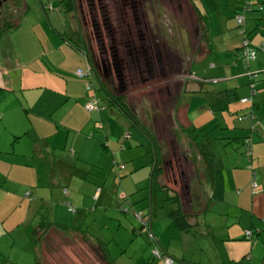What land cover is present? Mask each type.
I'll use <instances>...</instances> for the list:
<instances>
[{
    "label": "crops",
    "instance_id": "crops-1",
    "mask_svg": "<svg viewBox=\"0 0 264 264\" xmlns=\"http://www.w3.org/2000/svg\"><path fill=\"white\" fill-rule=\"evenodd\" d=\"M261 12L262 14L260 12L257 14L263 17L260 19L262 20L260 30L264 28L262 25L264 7ZM51 17L49 14L47 23L26 22L25 26L30 30L28 35H34L28 39L32 45L30 53L26 54L24 50L22 54L16 51L19 55L0 54V87L3 89L1 95L4 97L0 103L2 116L0 128L7 133L9 139L8 148L2 149L0 143V258H2L0 264H21L23 257H26V260L33 257V261L36 262V246L28 234L27 226L39 224L45 216L53 222L65 223L64 221L71 217V212L60 204L64 198V186L71 187L80 183L91 187L93 178L88 179L89 175L113 172L108 166L111 165V160L119 165L123 163L124 168L120 169H124L125 172L128 163L133 164L130 170L139 169V172H144L141 179H137L135 183L136 189H144L137 195L139 199L136 204L142 203L138 209L143 211L148 209L145 214L150 220L145 228L150 229L152 235L156 237L155 248L161 252V258L164 259L159 262L154 260L153 264H264L262 119L259 117L260 122L253 123V130L249 127L252 122L242 125L244 130L233 129V133H229L228 130L229 136L242 134L243 140L248 134L257 137L252 157L254 170L248 167L251 161L247 155L249 161L247 166L241 162L242 158L241 161H237V157L232 159L229 168H225L223 161L216 162L214 154L212 161L205 162L203 154L196 146L200 139L198 133H195L197 131L195 126H199L196 123L198 119L196 115L200 116V113H203L209 120L212 119L213 105L210 101L215 99V105L222 108L228 90L233 91L240 99L248 93L247 83L241 81L239 42L231 33L235 25L231 28L229 26L231 22H226L228 24L226 29L229 31L222 29L211 38L209 25L202 22L208 35L203 55L197 59L198 62L200 59L210 60L213 52L218 53L213 50L215 48L213 41L226 54V59H221L225 64L222 65L220 72H216L215 75L200 74L203 77L217 79V83L204 81L198 72H194L196 70L190 51L188 55L191 56L190 59H183V71L175 69L167 74L166 78L169 81L162 88V91L166 89V96L161 99L162 104L153 103V116L147 113L148 117L144 119L135 116L139 125L145 126L146 130L138 127L141 132L135 133L132 130L131 133L129 132L131 128L127 124L130 125L132 122L120 118L121 115L112 109L105 110L107 102L102 103L101 99L93 95H98L94 89L95 80H98L101 86L102 84L93 69L91 58L88 57V50L81 49L77 41L70 37L57 36L59 29L55 26L56 22L60 28L67 26V34L71 37L73 34L76 38L72 22L70 26L69 19L67 17L62 19L61 14L57 16L56 22L51 20ZM210 23L211 26L214 25L212 21ZM22 24L23 20L19 22L17 28L22 27L24 30ZM39 30L42 31V36H39ZM15 31L14 33H19V30ZM159 34L161 37L160 27ZM12 35L13 32L10 36ZM25 42L28 50L29 42ZM176 44V41L173 44L169 40L166 47L181 52ZM153 46L156 47V44ZM231 48L236 50L228 51ZM141 58L144 63L145 57L140 56ZM180 60L182 61V57ZM175 62L176 59L171 64L174 65ZM260 63H257L255 68L264 71ZM79 69L83 71L82 76L76 73ZM259 81V91L254 97V108L263 110L264 113V93L259 95L260 89L264 92V79ZM209 89L214 91L212 99H208ZM223 93V98L216 97H222ZM195 97L204 98V103L210 104L211 112H208L203 103L191 113ZM95 99L98 100L100 109L88 110L84 103L86 100L90 102ZM230 103L222 113L221 119H217L213 126L223 121L226 127H229L227 120L230 118L226 111L232 109ZM238 109L234 110L237 112L242 110ZM114 114L119 117L115 125L114 120L110 119V115ZM122 123L124 124L121 126ZM147 123L152 124L153 130L147 127ZM135 124L137 126V123ZM185 129L187 131L184 132ZM123 134L130 138H123ZM233 149L240 152L238 147ZM241 150L243 151V148ZM171 152L177 153L184 164L179 162L181 159H178V162L176 159H168L167 155ZM187 166L190 171L186 170ZM156 168L160 173L158 175ZM167 171H171L172 181L166 178ZM253 171H257L258 177L255 192L251 186ZM214 172L223 177V186L218 190L213 179ZM148 180L151 181L150 184ZM164 180L167 182L164 183ZM168 182L173 183V188L168 185V189L173 193L171 195L172 202L175 203L173 210L181 207L182 212L191 221L190 227L180 229L171 218L168 228L173 230L174 236L180 235L179 246H171L167 240L164 241L167 231L161 233V238H158L153 228L152 219L158 217L156 209L161 196L157 193V188L161 184L167 185ZM125 190L127 192L128 188L124 189V192ZM103 192V187L98 186L95 189L91 187V194L86 193L81 198L78 196L72 198L76 204L83 207L87 206V199L91 202L93 200L101 202ZM132 200L131 197L130 201ZM182 205L188 206L185 208L186 211ZM249 228L255 232V243L245 239V230ZM17 250L20 253H17ZM151 254L154 255L152 251ZM165 257H173L175 262L167 263ZM146 262L149 263V258H146Z\"/></svg>",
    "mask_w": 264,
    "mask_h": 264
},
{
    "label": "rangeland",
    "instance_id": "rangeland-1",
    "mask_svg": "<svg viewBox=\"0 0 264 264\" xmlns=\"http://www.w3.org/2000/svg\"><path fill=\"white\" fill-rule=\"evenodd\" d=\"M70 1L72 0H66L67 3ZM230 1L231 0H223V1L220 0L222 9L219 12L211 9L210 6L208 7V9H206L207 12H209V15L207 16L209 19H207L208 22H206L205 24L209 25L210 29L208 30H209V36L211 38L217 35V31H219L220 33L222 29H226V27L228 26L226 22H231L229 24L231 28H233L232 26L235 25L234 19L230 16L231 11L227 8V4ZM261 1L263 2L262 4L264 7V0ZM26 2L30 7L29 11L27 13L21 12L19 13V16H18V12L16 13V15H11L8 20L9 21L8 25H10V28L7 29L6 27L5 31L0 29V31H2L3 33L2 37H0V54L19 55L18 53H16V51H19L22 54V51L24 52V50H26V54L28 52L30 53L32 45L30 44L28 39L34 37V35L33 34L28 35L30 30L25 26L26 22L47 23L49 22V20L47 19L49 14L52 16L51 20H53L54 22H56L55 20L57 16H60V14L62 16V19H64L67 16V12L61 9V5H62L61 0H26ZM50 2L54 4V6L51 7L52 9H46L48 7L44 8V6L49 5ZM144 4H145L144 12L147 10L145 14L147 13L149 15L150 20L152 21L153 27L152 26L151 27L152 30L154 29L153 31L155 32V36L159 34L156 33L158 26L160 27L161 35L162 33L171 30V27H174L172 30V34L175 33L174 37H176L177 40H175L174 38L173 41L179 40L177 46L180 48L181 51V52L176 51V54H179L182 57V60L183 58L190 59L191 56L188 55L190 54L191 51L193 58V67L196 70L194 71L195 73L198 72L199 73L198 75L201 76L200 75L201 73L202 74L206 73L204 75H208V74L215 75L216 72H220V70L222 69V65L225 64L221 59H226V54L221 51L222 49L219 48L220 46L219 47L217 46V43H215V41H213L214 44L213 47H215L213 50H216L218 53L213 52L212 55L210 56V60L204 59L202 61L200 59V62H198L197 60L199 57L203 55L202 52L207 43L208 33L204 28V25L199 17V14H197L194 8H192V5L189 3L188 0H159L158 2H156V0H147ZM260 13L262 14V12ZM169 17L171 18V20L175 21L176 23L170 25ZM186 19H188V21ZM21 20H23L22 26L25 28L24 30L22 29V27L19 29L17 28L19 27L18 24ZM13 21H15V23H12ZM211 21L214 23L213 26H211L210 23ZM69 22H70V26H71V22L72 24L76 22V19L73 18L71 13L69 14ZM1 26L2 24L0 25V28ZM55 26H57L59 29V34L58 35L56 34L58 37L64 36V37H70V39H72L73 41L76 40L73 34L72 37L71 35L67 34L68 33L67 26L65 28H60L57 22ZM37 27L40 28L39 25H37ZM186 27L190 28V30L189 29L187 30ZM262 29L259 32H257L255 35H253V37H250V35H246V34L241 35L237 28L231 29V33L233 34L235 39L238 40L239 42L238 47L240 51V59L242 62V74H243V75L241 74L242 76L241 81L242 83H247L246 88H248L247 90L248 93L243 98H247L252 94V89L250 84V82L253 81L250 80V75L252 74V72H257V77L254 78L255 79L254 81H256L257 83L260 82L259 80L264 79V71H261V69L259 68H255L256 64L259 62H261L260 63V66H262L261 68L264 67V51L259 49L264 44V28ZM15 30H19V33H14L16 32ZM226 31L229 30L226 29ZM12 32L13 35L10 36ZM42 34H43L42 31L39 30V36H42ZM119 37L121 40H126L127 35H125L124 33H120ZM246 37L249 39L251 44L253 43V45L256 46L257 49V60L255 63L252 62L251 65L249 66H246L243 58H241L242 57L241 46L243 44L242 39ZM25 41L29 42L28 50L25 45L26 43ZM79 46L81 49L84 48V45L81 43ZM93 46L95 48V50L92 51L93 54L94 55L96 54V56L100 57L101 55H100L99 46L95 44V42L93 43ZM234 50H236V48L228 49V51H234ZM108 52H110L109 48H108ZM219 53L221 58L219 56ZM170 54H171L170 55L171 60L174 59L177 60V56L175 55V53L173 54L170 53ZM109 57H110V53H109ZM95 62H97L98 66L100 67V63L96 58H95ZM127 62L129 63V60ZM139 63L140 64H138L139 66L137 67V69H133L132 67H130L131 70L129 71V74H127L128 76L126 78L128 80V82L126 81L127 89L128 91H131L134 94H132L131 97L129 95V92L124 93L125 96L124 102L127 104L128 109L134 116H136L139 119L141 118L144 119L148 117L146 113L149 114L151 117L153 116V112H152L154 111L153 103L162 104L161 99H163L164 96H166L165 94L166 89L164 88L162 91V88L164 87V85L165 86L167 85L169 80L166 77L164 78L161 77L163 81H160L157 78L154 83L155 84L154 88H152V84L151 85H148V83L141 84L142 78L151 81L150 79L151 76L147 72L149 70L146 69L145 67H142V69L140 70L142 61H139ZM168 71L170 73L172 70L171 71L168 70ZM100 73L102 75V72ZM208 80L206 81L211 82ZM107 83L110 82L108 81ZM113 85H114L113 91L116 94L120 93L121 91L119 84L117 83ZM94 89L96 90L95 92H97L100 98L96 94L93 95H95L98 99H101L103 101L102 103L107 102V107L105 110L112 109L117 114L121 115L120 118L129 120V122L134 123V121L130 119L131 118L130 115L127 112H125L123 108H119L117 107V105L113 104L112 100L108 97L107 92L100 85L98 80H95L94 82ZM213 92H214L213 90L209 89V91L207 92L208 99H212L211 97L213 96ZM260 92H262V89H260ZM260 92L259 95L264 93V92L262 93ZM1 94H0V103L4 99V97ZM223 96L224 93L222 97L221 96H216V97L217 98L219 97V99H221L223 98ZM243 98H241V100L239 99L237 100L234 98L230 103V107L232 109L226 111L227 116L230 118L227 120L229 125L228 128L226 127V124L223 121L221 124H218L217 126H213L214 123L215 124L217 123L218 121L217 119H221L222 113L224 112V110H222L223 108H220L215 105V99L213 101L212 100L210 101V104L213 105L212 112L210 111L211 109L210 104L204 103L205 102L204 98L202 99L199 97H195L192 103L193 108L191 110V113L193 111H196L199 108V106L203 103L205 104V108H207L208 112H211L212 119L210 120L203 113H200V116L196 115L198 119L197 122L196 120L195 122L199 126L194 125L197 128V131L195 133H198V135L200 136V139L198 141H201L204 138L209 139V142L211 144L210 151H212V153L216 156L217 158L216 162H219L220 160L223 161L224 162L223 166L225 168H229L231 166L230 162L232 161V159L237 157H238L237 161H241L240 159L242 158L241 162L245 163V166H247V163L249 164L243 146L244 136H242V134H240L241 136H237V135L233 136L234 134H231L232 136H229L230 135L229 133H233L232 132L233 129L237 131L242 130L244 128L242 127V125H244L245 123L249 124V122H252L249 116L252 106L251 101L248 100L247 102H245L243 101ZM87 103L88 101L86 100L84 104L87 105ZM234 109H238V110L242 109V110L237 112ZM254 109H255L254 115L257 114L264 123L263 110L257 108ZM240 112H244V114H246V116L242 120L238 118V114ZM30 116L33 115L30 114ZM110 119L114 120L113 124L115 125L119 117L116 114H114V115H110ZM132 123L130 125L127 124L128 127L131 128L129 132L132 133V130L135 133L141 132V130L138 128L140 126L138 124L136 126L135 123L134 124ZM123 124L124 123H122L121 126ZM251 125L252 124L250 123L249 127H251ZM147 127L152 129L153 126L152 124H148ZM249 127L247 128L248 132L250 131ZM222 128H224V130ZM178 130L180 131V129ZM183 131L185 132L187 130L185 129ZM225 133L226 135H224ZM7 137H8L7 133L0 128V140L2 139L0 143L2 149L8 148L7 145L9 139ZM238 137H242V138H238ZM123 138L126 139L130 137L125 136L123 134ZM131 139L133 140V137ZM233 147H238L241 153L233 149ZM241 148H243V151L241 150ZM167 158L176 159L177 162L178 159L179 160L181 159L177 153L173 154L172 152L171 154L167 155ZM181 160L182 161L179 162H181L183 165L184 161L183 159ZM110 163L111 165L108 166L111 167L113 172H109L107 174L103 172V174L101 173L98 175L90 174L89 175L90 177L88 178V179L93 178L92 185L94 186L91 185L92 188L95 189L98 186L103 187L104 192L101 202H97L95 200L91 202L87 199L86 200L87 206L81 207L80 204L75 203L72 197L74 196L76 198V196H78L79 198H81L86 193L91 194V187L88 184L86 186L80 185V183H76L74 185H71V187L70 186L68 187L69 194L68 196H65L66 199L65 201L71 202L72 205L76 207V212H72L71 217H68L67 220L64 221L66 224H62V225H67L68 230H73L74 226L79 225L84 230H86L89 233V235L91 236L93 235L94 237H98L99 239H101L106 244L109 254L116 264H153L154 260L156 262L163 261L164 259L161 258L162 256L156 255L154 252L156 249L155 246L157 245L156 237L152 235L150 229L145 228L146 226L142 224L144 222L147 223L148 225L150 220L148 219L149 217L145 215L144 220H141L134 216V213L137 210L139 211L141 210L138 209L137 207L142 204L141 202L140 203L138 202L136 204V202L139 199L137 195L141 194L142 191L144 190V189L139 190V188L136 189L135 183L137 179H141L144 172H139V169L130 170V168L133 167V164L131 163H128L127 165L128 168L126 172L124 169H120L124 167H121L119 164H116L115 162L113 163L112 160ZM121 165H123V163H121ZM188 167L189 166H187L186 170L190 171ZM170 172L171 171H167L166 178L172 181L173 176L170 174ZM122 181H124L123 186H121ZM147 182L148 184L151 183L150 180H148ZM166 182L167 180H164V183ZM169 182L167 183V185L173 188L172 187L173 183H169ZM127 188L128 191L126 192L125 190L124 192V189ZM157 193L161 194V196H160V204L157 206L158 208L156 209L158 217L152 219L153 228L155 230L154 232L156 233L158 238H161V233L167 231L166 237H164V241L166 242L167 240L171 246L174 245L179 246L181 243L180 235H177V237L174 236L172 233L173 230L171 228H168L171 221L170 213L174 209L173 207L175 205V203L172 202L173 200L168 196L169 195L168 193H170L171 195H173V193L170 192L168 189H165L164 191L161 192L157 190ZM122 194H126L127 197L125 198V200L120 198ZM131 197L133 198L134 202L133 200L132 202L130 201ZM61 203L65 204L64 202ZM122 207H127L129 208V210L127 212H124L121 210ZM182 207L183 209H185L188 206L182 205ZM66 208L68 209V205H66ZM146 209L144 210V213L147 214ZM65 238L66 239H64L63 244L60 242L59 238L52 237L49 238L46 242H44L45 244L43 243V245L40 246L39 251H42L41 260L43 261V264H103L100 260H98L99 258L97 257V255L94 254V251L90 246V243H86L83 240V237H81L79 234H76V232H74L71 234V238L69 237H65ZM159 245L160 244H158V246ZM162 250L165 252L163 248ZM151 251L153 252L154 255L151 254ZM17 253H20V251L17 250ZM146 258H149V263L146 262ZM0 259L2 260V258ZM26 259H27L26 257H23L21 264H35V261H33V257L31 260L30 258L29 260Z\"/></svg>",
    "mask_w": 264,
    "mask_h": 264
},
{
    "label": "flooded vegetation",
    "instance_id": "flooded-vegetation-1",
    "mask_svg": "<svg viewBox=\"0 0 264 264\" xmlns=\"http://www.w3.org/2000/svg\"><path fill=\"white\" fill-rule=\"evenodd\" d=\"M0 1L2 2L0 15V25L2 24L1 30L6 28L11 15H16L17 12L19 15V13H23L26 8H30L26 0ZM146 1L147 0H72L67 3L66 0H61V9L67 12L66 17L69 19V14L71 13L73 18L76 19V22L73 24L76 30V41L79 42V45L80 43L83 44L84 48L88 50L93 69L102 86L113 96L123 101L122 103L126 106L127 104L124 102V93L129 92L131 97L132 94H134L127 89V74H129L131 70L130 67L137 69L139 66L138 64H140L137 58L140 59V56L144 57L145 52L147 55H150L152 60H156L152 62L153 70L151 74L149 73L151 81L142 78L141 84H152V88H154L155 80L158 78L160 81H163L162 78L167 76L169 73L168 70L173 71L177 69L183 71L184 69L183 60H180L181 56L166 47L167 41L170 40V42L174 44V38L177 40L176 37H174L175 33L172 34L174 27L162 33L161 37L159 34L155 36L154 29L152 30V21L149 15L146 13V16L145 14L147 10L144 12V3ZM158 1L159 0H156V2ZM188 1L192 5L191 0ZM192 8H194L193 5ZM186 20L188 21V19ZM169 23L171 25L176 22L169 17ZM186 29L190 30L188 27H186ZM156 31V33H159V26ZM120 33L127 35L126 40L120 39ZM94 42L99 46L100 57L96 56V54L94 55L92 52L95 50L93 46ZM176 42L178 44L179 40ZM154 44H156V47L153 46ZM108 48L110 52H108ZM170 53H175L177 56L174 65L171 64L174 60L170 59ZM95 58L100 63V67L97 62H95ZM128 60L129 63L127 62ZM141 60H143V58H141ZM100 72H102L103 76ZM107 80L110 83H107ZM117 83L121 91L118 94L113 91V84Z\"/></svg>",
    "mask_w": 264,
    "mask_h": 264
},
{
    "label": "trees",
    "instance_id": "trees-1",
    "mask_svg": "<svg viewBox=\"0 0 264 264\" xmlns=\"http://www.w3.org/2000/svg\"><path fill=\"white\" fill-rule=\"evenodd\" d=\"M191 2H192V5L194 7V10L196 11L197 14H199V17H200V19H201V21L203 23L208 21L207 20V18H208L207 16L209 15V12H207L206 9H208L209 6L211 7V9H213V10H215L217 12H219L222 9V6L220 4L221 3L220 0H191ZM262 3L263 2L259 1V0H231L227 4V8L231 11L230 16L234 19V22H235V27L234 28H237L241 35H245L246 34V35H250V37H253V35H255L257 32L260 31V27L261 26H259V25H261L260 21H262L260 19H263V17L261 18L260 16H257V14L263 10V4ZM50 4H52V2H50ZM46 7H47V5L44 6V8H46ZM27 9L28 8H26L24 13L27 11ZM46 9H48V8H46ZM239 18H242L241 22L239 21ZM12 23H15V21H13ZM12 23H11V25H12ZM262 25H264L263 22H262ZM6 27L8 29V28H10V25H7ZM2 30L5 31L6 28L2 29ZM0 34H3L2 31L0 32ZM242 40H243V44L241 46V55H242L241 58H243V60H244V50H245V48L250 47L251 49H253L255 51V56H256L255 59L251 61V63H252L255 60H257V49H256V46L253 45V43L251 44L247 37L243 38ZM247 40L249 42L248 46L245 45V42ZM77 44H79L78 41H77ZM262 47L263 46H261V48ZM261 48H259V49L264 51V49L263 48L261 49ZM88 57H90L89 54H88ZM251 63H250V65H251ZM199 77H202L204 79V81L209 79V81H212L213 83H217V79H215L213 77L212 78H210V77L207 78V77H203V76H199ZM202 78L200 80H202ZM250 84H251V82H250ZM106 90L107 89H105V91ZM255 90L256 91H255L254 95L251 94L250 96H248L250 98V101H251V104H252L250 115H249L250 118H251V121H252V125H251V128H250L251 130H253V128H252L253 123L260 122V120H261L257 114L254 115L255 114L254 97L259 91V83L257 84ZM2 91H3V89L0 87V94L2 93ZM107 93L110 94V92H107ZM110 95L113 96L112 94H110ZM225 96H226V98L224 99L225 100V103H224L225 105L222 107L223 108L222 110H224V111L227 109L229 103L234 98L237 99V100L240 99V98H238L237 94H235L231 90L226 91ZM113 97L115 98L116 102L121 105V107L124 109V111L127 112L130 115L131 119L135 123H137L139 125V121L130 112L128 107L122 103L123 101H121L116 96H113ZM244 99L245 98H243V101H244ZM247 101H245V102H247ZM116 102L113 101V104H115ZM245 116H246V114H244V112H240L238 114V118L240 120H242ZM1 118H2V116L0 114V120H1ZM140 127H143L146 130L145 126L141 125ZM252 133H253V131H252ZM247 138H251L252 139L251 140L252 141L251 154H248L247 149H246ZM196 140H197V138H196ZM243 144H244L245 154L250 158V161H251V163L248 165V167L251 168L252 170H254V168L252 166L253 165L252 164V157H253V150H254V144H255V138H254L253 134H248L247 136H245ZM196 146L201 151V153L203 154L205 162L208 161V160L209 161L213 160V153H212V151H210L211 144L209 142V139L206 138V139H202L201 141H197L196 142ZM158 174H160V173L157 171V168H156V175H158ZM257 178H258L257 177V171H255V172L253 171V177H252L251 186H252V189H253L254 192H255V190L258 187ZM213 179H214L215 185L217 186L216 189L218 190L219 187L222 188V186H223V177H222V175H220L218 172H214ZM254 183H256V186L254 185ZM121 186H122V183H121ZM68 187L69 186H67V185L64 186V198H63L62 201H60V204L65 206V207H66V205H68V210H69V212L72 213V212H76V207H74L71 202L65 201L66 200L65 196H68V194H69ZM221 188H219V189H221ZM165 189H168V185H166V184H161L157 188V190L159 192L164 191ZM216 189H215V191H216ZM168 194L170 195V196L169 195L168 196L171 198V194L170 193H168ZM217 195H218V193L215 196H217ZM126 197H127L126 194H122L120 198L125 200ZM61 202H64L66 205L62 204ZM121 209L124 212H127L129 210V208H127V207H122ZM137 211H139V210H137ZM139 212H142V214L144 216L146 215L143 210H140ZM144 216H143L142 220H144ZM170 217L172 218V221L175 223L177 228L186 229V228L190 227L191 221H189L188 217H186L184 212H182L181 207H180V209L177 208L176 210H172L171 213H170ZM62 224H66V223L53 222L52 220H50L49 217L45 216L40 221L39 224L33 225V226L32 225L27 226L28 234H29V236L31 237L32 241L35 243V246H36V248H35L36 249L35 250V252H36V262H35V264H43V261L41 260L42 251H39V248H40L41 245H43L44 242H46L49 238L54 237V238H59L60 242L63 244L64 243V239H66L65 237L71 238V234L74 233V232H76V234H79L81 237H83V240L86 243H90V246H91V248L94 251V254L97 255V257L99 258L98 260H100L103 264H116L114 262V260L111 258L110 254H109V251H108V249L106 247V244L101 239H99L98 237H94L93 235L92 236L89 235V233L86 230H84L79 225L74 226L73 230H68V226L67 225H62ZM144 225L147 226V223H145ZM248 231L251 232L250 235L247 234ZM254 233L255 232H254L253 229H250V228L246 229L245 230V239H248L252 243H255ZM155 250H158V249H155ZM159 255L162 256L160 251H159ZM169 258H171V260H172L171 263L175 262V258H173V257H169ZM247 258L249 259L250 257H247Z\"/></svg>",
    "mask_w": 264,
    "mask_h": 264
},
{
    "label": "built area",
    "instance_id": "built-area-1",
    "mask_svg": "<svg viewBox=\"0 0 264 264\" xmlns=\"http://www.w3.org/2000/svg\"><path fill=\"white\" fill-rule=\"evenodd\" d=\"M52 6H53L52 4L47 5V7L50 8V9H51ZM241 20H242V18H239L240 22H241ZM245 45L246 46L249 45L248 40L245 42ZM262 46H263L262 48L264 49V44ZM255 57H256L255 56V51L253 49H251L250 47L245 48V50H244V62L246 64V66H249L251 61L254 60ZM76 73L78 75H80V76L83 75V71L81 69H79ZM256 77H257V72H252V74L250 75V80H253L251 82V89H252V94L253 95L255 94V91H256L255 89H256V86L258 84L256 81H254L255 80L254 78H256ZM247 100H250V98L247 97V98L244 99V101H247ZM86 107L90 111H94V110H99L100 109V105L98 104V100L97 99L88 102ZM251 140H252L251 138H247V141H246V143H247L246 149H247L248 154H251V149H252V141ZM121 167H124V166L121 165ZM254 185L256 186V183H254ZM135 216L138 219L142 220L144 215L142 214V212L136 211L135 212ZM143 224H145V223L143 222ZM250 233H251L250 231L247 232V234H249V235H250ZM155 254L159 255V251L155 250ZM165 260L168 263L172 262L171 258H169V257H166Z\"/></svg>",
    "mask_w": 264,
    "mask_h": 264
},
{
    "label": "water",
    "instance_id": "water-1",
    "mask_svg": "<svg viewBox=\"0 0 264 264\" xmlns=\"http://www.w3.org/2000/svg\"><path fill=\"white\" fill-rule=\"evenodd\" d=\"M1 5H2V2L0 1V15H1ZM144 57H145V62L144 63H141V66H140V69L142 68V67H145L146 69H148L149 71H147L148 73H150L151 74V72H152V67H153V65H152V58L150 57V55H147V53L145 52V55H144ZM138 59V61H141V59H139V58H137ZM143 64H145V66L143 65ZM145 72H146V70H145ZM107 95H108V97L109 98H112V100L114 101V102H116V100H115V98L113 97V96H111L109 93H107ZM119 108H122L121 107V105L119 104V103H115Z\"/></svg>",
    "mask_w": 264,
    "mask_h": 264
},
{
    "label": "clouds",
    "instance_id": "clouds-1",
    "mask_svg": "<svg viewBox=\"0 0 264 264\" xmlns=\"http://www.w3.org/2000/svg\"><path fill=\"white\" fill-rule=\"evenodd\" d=\"M48 9H50V8H48ZM52 9V8H51ZM121 166V165H120Z\"/></svg>",
    "mask_w": 264,
    "mask_h": 264
}]
</instances>
